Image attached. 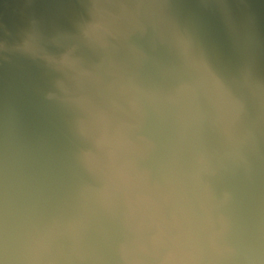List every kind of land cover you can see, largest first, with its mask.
<instances>
[{"label":"clouds","instance_id":"1","mask_svg":"<svg viewBox=\"0 0 264 264\" xmlns=\"http://www.w3.org/2000/svg\"><path fill=\"white\" fill-rule=\"evenodd\" d=\"M0 264H264V0H0Z\"/></svg>","mask_w":264,"mask_h":264}]
</instances>
